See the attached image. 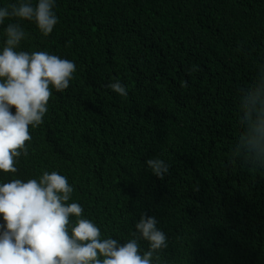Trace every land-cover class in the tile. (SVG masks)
<instances>
[{
    "label": "trees",
    "instance_id": "trees-1",
    "mask_svg": "<svg viewBox=\"0 0 264 264\" xmlns=\"http://www.w3.org/2000/svg\"><path fill=\"white\" fill-rule=\"evenodd\" d=\"M54 11L47 37L19 21L17 50L76 72L0 181L57 171L84 217L121 244L141 214L155 216L167 264H264V169L235 149L240 90L264 65V0H56ZM14 22L0 25V48ZM116 80L126 97L108 87ZM156 157L170 165L162 180L145 165Z\"/></svg>",
    "mask_w": 264,
    "mask_h": 264
},
{
    "label": "clouds",
    "instance_id": "clouds-1",
    "mask_svg": "<svg viewBox=\"0 0 264 264\" xmlns=\"http://www.w3.org/2000/svg\"><path fill=\"white\" fill-rule=\"evenodd\" d=\"M55 5L56 0H18L0 7V25L6 19L17 21L4 28L0 48V173L17 172V158L28 154L29 128L43 123L53 90H66L76 72L73 61L47 51L17 50L27 35L19 21H34L47 37L58 23ZM108 87L128 95L119 80ZM240 112L243 131L235 149L250 166L264 169V65L257 79L241 88ZM145 165L161 180L170 170L158 157ZM73 192L68 178L57 171H44L39 179L0 181V264H167L162 258L168 236L155 216L141 214L121 244L102 236L99 226L84 217Z\"/></svg>",
    "mask_w": 264,
    "mask_h": 264
}]
</instances>
